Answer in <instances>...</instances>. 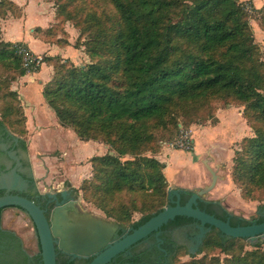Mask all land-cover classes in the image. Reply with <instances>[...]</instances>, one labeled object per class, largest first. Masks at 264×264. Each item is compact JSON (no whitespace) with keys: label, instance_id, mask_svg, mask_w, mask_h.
<instances>
[{"label":"trees","instance_id":"1","mask_svg":"<svg viewBox=\"0 0 264 264\" xmlns=\"http://www.w3.org/2000/svg\"><path fill=\"white\" fill-rule=\"evenodd\" d=\"M109 2L118 17L107 29L97 28L86 41L90 63L70 64L59 55L42 58L43 63L54 68L43 93L60 123L72 128L81 140L101 139L118 152L93 156V177L82 185L86 181L92 183L99 204H108L120 224H143L169 204L165 164L155 157L141 156L154 142L155 130L176 126L178 136L181 128H186L185 117H210L212 113L201 111L212 101L231 99L244 104L242 114L254 129V135L245 137L235 152L233 180L242 187L244 195L254 189L264 193V61L243 4L239 0ZM93 20L99 22L98 17ZM18 45L25 46L23 42L0 39V67L13 72L10 77L0 76L4 85L0 88V98L4 96L0 133L10 136L11 129L22 136L20 141L27 150L26 118L11 82L40 68L33 71L23 66ZM181 118L183 127H177ZM126 155L135 158L123 160L121 157ZM122 192L136 194L133 209L138 208L140 201L149 211L132 221L128 206L113 203ZM192 192L186 190L187 197ZM214 204L204 200L200 208L213 214ZM258 210H264V204ZM221 211L215 216L223 220L230 217L233 226L250 224L249 219L231 215L225 207ZM2 212L1 209L0 225ZM175 219L176 223L193 220L183 216ZM263 221L260 216L257 223ZM0 234L15 236L5 230H0ZM245 243L246 239L229 237L212 228L203 240L201 257L192 255L188 261H175L264 264V249L253 246L246 250ZM214 248L225 253L226 258L209 257V250ZM179 253L186 254V250L179 247ZM24 259L21 264H28L27 255ZM35 261L42 262L40 250Z\"/></svg>","mask_w":264,"mask_h":264},{"label":"rangeland","instance_id":"2","mask_svg":"<svg viewBox=\"0 0 264 264\" xmlns=\"http://www.w3.org/2000/svg\"><path fill=\"white\" fill-rule=\"evenodd\" d=\"M239 2H241L246 9L255 44L262 53V60L264 61V0H239ZM40 9H43V21L29 24L30 22L28 21L30 19L33 20L40 14ZM96 17L99 18V22L93 20ZM117 17L113 5L109 0H0V39L5 40L4 33L6 32V28H8V26H13L14 28L16 23L19 29L20 27L23 28V31H30L32 29V32H36L38 36L47 42L58 44V46L61 47L70 44L72 46V48H69L72 52L71 58L74 60L73 62L68 58L70 64L84 65L91 62V58L87 54L86 41L92 36L93 31L97 32V28L107 29ZM38 28L42 31L49 32H38L36 31ZM41 56L43 57L44 55L42 54ZM12 73L13 72H9L0 67V76L10 77ZM2 86L4 85L0 82V88ZM2 93H4L3 90ZM3 97L0 98V107L2 106ZM243 105L244 104L231 99H226L225 101L214 100L208 108H204V110L201 111L203 113H212L210 117H205L204 119H199V117L195 118L194 115L190 118L185 117L186 121L184 125L186 128L183 129L191 134L192 139L194 138V150L186 151L175 146V142L179 139L180 134L178 135L179 137L176 136V126H167L155 130L156 138L154 142L148 145L141 156L155 157L160 162L167 158L173 160L174 163L172 162V169H169V172L166 164L163 162L165 164L163 173L168 182L167 190L173 185L168 181V174L169 176L175 174L178 179L181 178V183L184 186L198 183L197 186L200 187H195L194 190L209 185L212 175L207 165L203 162V159H210L206 160V163L212 170L216 171L219 177L215 187L205 197L208 198L212 195L216 196L221 194V201L225 208L236 215L251 219L257 215L258 205L264 204V193L254 189L251 194L244 195L242 187L234 182L232 175L235 152L241 148L245 137L254 135V129L245 115L242 114L244 110ZM231 112L234 113L235 116L240 113L242 114L240 123L246 125V129H244L242 133H239L238 128H235V126H237L234 124L236 120L230 115ZM242 117L243 119H241ZM181 121L183 122L182 118L178 122L177 127H183ZM57 123L55 127L53 126L54 128H51L55 134L52 137L53 141L51 139L45 140L46 137H44L43 141L39 143L42 151L39 150L36 152L40 160L43 156L47 155L54 157L53 164L46 165L44 162L41 163V161L38 167H35L43 175L42 177L40 176L41 178L36 179V187L40 191H56L55 187L60 184L62 185V182L65 180L66 174H64L62 170L63 168L60 167L63 162L60 155L61 153H59V150L55 151L53 149L56 145L62 149L68 148L71 154L76 157L77 154H81V156L88 154L96 144H94V146L86 145V142L95 141L101 143L104 148L102 150V147L96 146L95 150L97 155H118L113 145L101 141V139L88 141L80 140L72 128L65 126L64 128H58L60 126ZM179 124H181V126H179ZM201 128H208L210 133L206 136L203 135L199 131ZM57 129L61 132L63 130L65 132H72L76 139L64 132L58 134ZM200 141L202 150L198 152L197 156L195 153L199 151ZM190 154H192L193 157L194 167L197 169L196 174L192 172L188 165V159L191 157ZM181 156L187 157L183 159ZM91 158L81 162L83 166L90 163L91 173H88L89 175L87 176L81 175L80 178H82V180L79 187H72V184L68 180H66V182L64 181V187L73 190L74 196L77 197L75 207L78 209L79 213L101 217L107 221L119 223L115 213H110L111 209H109L108 204L103 206L99 204L97 197L93 194L92 183L86 181L84 185H82L84 180H90L93 177ZM121 158L124 160L134 159L135 157L133 155H126ZM67 159L69 160L70 157H67ZM201 177H203L202 180H204V177L207 179L204 185L198 182ZM82 186L85 188L82 189ZM218 186L222 192L217 191ZM23 187L25 186L23 185ZM133 199L136 200L135 193L129 194L128 192H122L115 197L113 203H115V205L123 203L125 206H128V210H130L131 213V220L137 221L149 210L147 207L142 206L140 201L137 203L138 208L133 209ZM253 246L256 245H252L246 240V250L252 249ZM261 248L264 249V247ZM202 255L203 254L200 253L196 255V257L199 258ZM213 255L219 256L221 260L227 256L216 248L209 250L208 256L211 257ZM190 259V256L181 254L176 260L177 263H182Z\"/></svg>","mask_w":264,"mask_h":264},{"label":"water","instance_id":"3","mask_svg":"<svg viewBox=\"0 0 264 264\" xmlns=\"http://www.w3.org/2000/svg\"><path fill=\"white\" fill-rule=\"evenodd\" d=\"M206 160L210 159H203V162L212 175L209 185L192 190L185 204L180 203L181 193L188 189L172 185L167 190L169 204L131 232H128V228L101 217L79 213L73 205L75 201H66V191L60 193L62 201L58 200L55 193L52 194L57 206L52 209L50 218L46 215L45 209L28 197L10 193L1 195L0 209L15 206L26 212V214L22 213L15 208L5 209L1 215L2 225L4 228L14 229L21 235L29 253H38L39 242L42 264H57V248L75 257L95 254L88 264H107L116 255L158 231L177 216L199 221L200 237L205 236L212 228H216L229 237L243 238L252 245L264 247V221L233 226L229 219L223 220L199 207L198 201L215 187L218 179V174L208 166ZM28 170L31 172V168ZM23 185L26 186V183L15 169L0 176V188L8 191L21 190ZM260 205L262 204H259L258 208ZM72 206L74 209L69 211V207ZM179 234L182 232L179 231Z\"/></svg>","mask_w":264,"mask_h":264},{"label":"flooded vegetation","instance_id":"4","mask_svg":"<svg viewBox=\"0 0 264 264\" xmlns=\"http://www.w3.org/2000/svg\"><path fill=\"white\" fill-rule=\"evenodd\" d=\"M9 135L10 136L5 137L0 133V176L15 169L22 177V180L25 181L26 186L21 190L13 189L10 191L0 188V196L10 193L28 197L45 209L46 215L49 218L51 217L52 209L57 206V201L52 197V194L55 193L59 198L58 200L62 201L63 198L60 193L66 191V201L73 200L77 203V197L74 196L73 190L68 187H64L59 191H48L45 193L38 190L36 187L37 181L30 170H28L29 168L32 169L31 163L24 157V154L26 151L28 152V149H24L19 137L14 136L11 133ZM37 191L39 194L36 193ZM188 198L186 191L182 192L180 203L183 201L182 203L185 204ZM204 200L215 202L213 206L214 215L222 214L221 207L225 206L220 199H209L203 196L198 201L199 207L200 203ZM76 203L73 205L76 206ZM7 208H15L26 214L24 210L15 206L2 208V211ZM73 209V206L69 207V211ZM229 212L231 215L234 214L231 211ZM260 216L264 218V210H258L257 215L249 219L250 224L257 223ZM227 219H229V221L231 220L230 217H227ZM116 224L128 228V232H131L132 229L136 228L133 225H123L118 222ZM207 227L208 226H205V228ZM200 228V222L195 219L183 223H176V219H174L172 222L169 221L167 224L163 225L158 231L151 233L143 240L128 247L124 252L116 255L107 264H176L175 259L179 258L181 255V253H179V247H183L186 250V254L184 255L192 256L200 254V249L206 236L205 234V236L200 237ZM0 230H5L7 234L8 231L15 234L14 237L9 236L10 234L6 236L0 234V264H21L26 260L24 259L25 255L28 257V264H42V262L35 261V256L38 253H29L24 245L21 235H19L14 229L4 228L1 223ZM179 231L182 232V234H179ZM20 243L21 247H19ZM20 248L23 250L22 253ZM56 251L57 258L59 259L57 264H88L95 257V254H91L87 257H75L73 254L60 248H57Z\"/></svg>","mask_w":264,"mask_h":264},{"label":"crops","instance_id":"5","mask_svg":"<svg viewBox=\"0 0 264 264\" xmlns=\"http://www.w3.org/2000/svg\"><path fill=\"white\" fill-rule=\"evenodd\" d=\"M42 13H43V9H40V14L37 15L35 19L33 20L30 19L28 21L30 22L29 24H34L35 22L37 23L42 22L43 21ZM6 32L4 33V36L6 38L4 41L13 42V43L23 42L28 48H30L31 51H33L34 53L38 55L40 54L41 55L43 54L44 56L45 55H51V56L59 55L66 59L69 58L71 59V61L74 62V60L71 58L72 52H71V49L69 48H72V46L70 44H68L65 47H61V46H58V44L47 42L46 40H43L40 36H38L36 32L34 31L32 32V29L30 31L28 30L23 31L22 27H20L19 29L16 23L14 25V28L13 26H8V28H6ZM52 75H53V66L44 62L40 66V70L36 72H29L22 76H18L11 83V89L17 93V96L20 100V104L23 108L24 116L26 118V129H27L26 138L27 139L25 138V140L28 142L29 151L27 153L25 152L24 157L28 161H30L32 165L31 173L35 177V179H39L43 176L42 173H40L39 170L35 168L36 166L38 167V164L41 161H42L41 163L44 162L46 165L54 163L53 156H49V155L43 156L41 160L37 157L36 152L39 150L42 151L39 143L43 141L44 137H46L45 140L51 139L53 141L52 137L55 134L53 133V129L51 128H54L57 122H58L57 124H59L60 126L58 128H64V126L60 123L54 109L48 104L44 96V93H43L44 86L52 78ZM230 115L232 116L233 119L236 120L234 124L237 126H235V128H238V132L242 133V131L246 129V125L243 123H240V117L242 116V114L240 113L235 116L234 113L231 112ZM241 119H243V117ZM9 130H10V133L14 134V132H12L11 129ZM199 131L205 136L210 133L208 128H201ZM57 132L58 134H62L64 132L70 136H73V138L76 139L73 133L70 131L65 132L63 130L61 132L57 129ZM14 135L19 138L22 137L20 135H16V134ZM193 141H194V138H193ZM94 144L96 145L94 146ZM86 145H93L94 147L88 154H85L84 156H81V154H77L76 157L73 154H71L68 148L62 149L58 145H56L53 148L55 151L59 150V153H61L60 155L62 157L63 162L61 163L60 167L63 168L62 170L64 174H66L64 181L66 182V180H68L72 184V187L74 188L79 187L80 182L82 180V178H80L81 175L87 176L91 173L90 163H87L86 165L83 166L81 165V162L85 159L87 160L90 159L94 155H97L96 154L97 152L95 150L96 146L102 147L101 143H98L95 141L86 142ZM103 149L104 148L102 147V150ZM201 150H202V144L200 141L199 151H197L195 154L198 156V152H200ZM190 155L191 157L188 159L189 161L188 165H189V168L192 170V172L196 174L197 169L194 167L195 164H193L192 154ZM67 157H70V159L68 160ZM186 157L187 156H181V158L183 159ZM162 162L166 164L168 172H169V169H172V164L174 163L173 160L167 158V159H163ZM167 176H168V181L172 183L174 186L186 188L188 190H194L195 187H200V186H197L198 183H194L193 185H189V186H184L181 183L182 179L181 178L178 179L175 174L173 176H169L168 174ZM205 177H204V180H202L203 177H201L200 181H198V182H201L200 183L201 185H204L205 182L207 181ZM64 181L62 182V185L61 184L57 185L55 187V190H58V191L62 190L64 188V183H65ZM217 191L222 192L219 186L217 187ZM42 192L45 193V191H42ZM221 196H222L221 194L216 195V196L212 195V196H209L208 198L215 199V200L216 199L221 200L222 199Z\"/></svg>","mask_w":264,"mask_h":264},{"label":"built area","instance_id":"6","mask_svg":"<svg viewBox=\"0 0 264 264\" xmlns=\"http://www.w3.org/2000/svg\"><path fill=\"white\" fill-rule=\"evenodd\" d=\"M18 53L20 54L23 66L26 68H29L30 70L35 71L37 68H40L42 65V56L34 53L30 50L26 45H18L16 47ZM175 146L184 149L186 151H192L194 150V141L192 139L191 134L188 133V131L181 128L180 131V137L175 142Z\"/></svg>","mask_w":264,"mask_h":264}]
</instances>
